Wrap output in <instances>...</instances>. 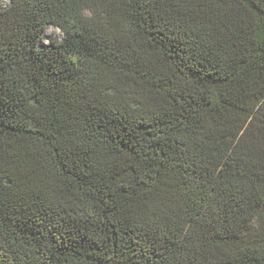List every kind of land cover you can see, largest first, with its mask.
Returning <instances> with one entry per match:
<instances>
[{
    "label": "trees",
    "instance_id": "trees-1",
    "mask_svg": "<svg viewBox=\"0 0 264 264\" xmlns=\"http://www.w3.org/2000/svg\"><path fill=\"white\" fill-rule=\"evenodd\" d=\"M9 1L0 264H264V0Z\"/></svg>",
    "mask_w": 264,
    "mask_h": 264
},
{
    "label": "rangeland",
    "instance_id": "rangeland-1",
    "mask_svg": "<svg viewBox=\"0 0 264 264\" xmlns=\"http://www.w3.org/2000/svg\"><path fill=\"white\" fill-rule=\"evenodd\" d=\"M10 4L9 0H2L0 3V7L4 8L6 6H8ZM64 38V34L62 31H60L58 28L54 27V26H49L42 39H41V46L43 47H47L51 44V42L53 40L55 41H61Z\"/></svg>",
    "mask_w": 264,
    "mask_h": 264
}]
</instances>
